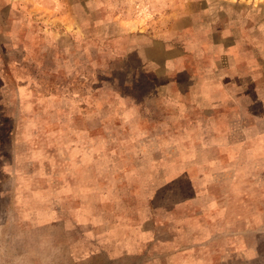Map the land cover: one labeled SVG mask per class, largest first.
<instances>
[{
	"label": "rangeland",
	"instance_id": "374dc122",
	"mask_svg": "<svg viewBox=\"0 0 264 264\" xmlns=\"http://www.w3.org/2000/svg\"><path fill=\"white\" fill-rule=\"evenodd\" d=\"M0 264H264V0H0Z\"/></svg>",
	"mask_w": 264,
	"mask_h": 264
}]
</instances>
